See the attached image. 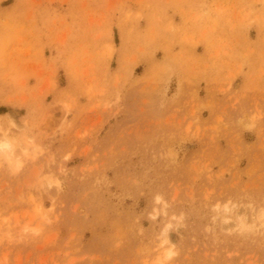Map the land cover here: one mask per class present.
I'll return each mask as SVG.
<instances>
[{"label": "rangeland", "instance_id": "obj_1", "mask_svg": "<svg viewBox=\"0 0 264 264\" xmlns=\"http://www.w3.org/2000/svg\"><path fill=\"white\" fill-rule=\"evenodd\" d=\"M3 142L0 264H264V0H0Z\"/></svg>", "mask_w": 264, "mask_h": 264}, {"label": "clouds", "instance_id": "obj_2", "mask_svg": "<svg viewBox=\"0 0 264 264\" xmlns=\"http://www.w3.org/2000/svg\"><path fill=\"white\" fill-rule=\"evenodd\" d=\"M4 154H6L4 158L10 167L14 166L18 169L19 167L22 166L18 160H14L12 158V155L10 152L6 151ZM175 255H177V253L173 251L172 249L167 250L164 254L163 261H158V264H166V262L172 260L175 257Z\"/></svg>", "mask_w": 264, "mask_h": 264}, {"label": "bare ground", "instance_id": "obj_3", "mask_svg": "<svg viewBox=\"0 0 264 264\" xmlns=\"http://www.w3.org/2000/svg\"><path fill=\"white\" fill-rule=\"evenodd\" d=\"M0 147H3V148H6L7 147V143H2V144H0Z\"/></svg>", "mask_w": 264, "mask_h": 264}]
</instances>
